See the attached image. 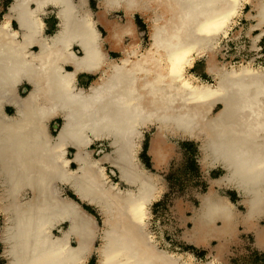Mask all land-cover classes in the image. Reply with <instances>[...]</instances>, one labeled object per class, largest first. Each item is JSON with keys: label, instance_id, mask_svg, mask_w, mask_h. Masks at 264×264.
<instances>
[{"label": "bare ground", "instance_id": "1", "mask_svg": "<svg viewBox=\"0 0 264 264\" xmlns=\"http://www.w3.org/2000/svg\"><path fill=\"white\" fill-rule=\"evenodd\" d=\"M87 1L14 0L0 24V212L7 263L88 264L96 257L95 264H197L191 253L160 248L149 228L151 207L166 191L162 177L138 159L144 130L152 127L149 154L156 168L167 161L168 137L176 136L201 141L203 168L225 170L199 195L185 233L199 247L219 243L217 255L198 264H221L238 226L264 248V72L221 70L210 57L215 84L186 74L195 54L214 51L241 0H99L98 13ZM48 5L59 23L52 37L41 36L40 11ZM253 8L252 29L264 34V0ZM115 12L125 21L109 17ZM136 14L151 37L143 51ZM12 19L18 32L10 29ZM81 73L95 77L87 88L78 85ZM22 81L30 86L26 96L17 92ZM55 119L61 121L57 130L50 126ZM105 140L111 151L94 158L93 145ZM105 163L127 188L111 180ZM61 184L97 208L102 226L63 194ZM221 185L241 194L245 212L218 191Z\"/></svg>", "mask_w": 264, "mask_h": 264}, {"label": "rangeland", "instance_id": "2", "mask_svg": "<svg viewBox=\"0 0 264 264\" xmlns=\"http://www.w3.org/2000/svg\"><path fill=\"white\" fill-rule=\"evenodd\" d=\"M6 1L0 0V23L8 11ZM256 1L258 0H241L239 2L237 12L229 26L218 35L214 51L210 55L198 56L195 54L193 66L186 69L188 77H196L200 81L215 84L214 76L207 69L210 57L214 58L216 65L221 70L251 66L264 72V34H262V29L260 28L252 29L254 25H257V21L254 18L256 10L253 8V2ZM91 7L94 13H98L100 10L99 0H91ZM52 11V8L47 10L48 14L45 21L50 22L49 25L53 26V30H56L54 28L56 18ZM111 16L118 18L122 22L125 21L122 12L112 13ZM135 24L137 35L141 42L138 48L143 51L151 43L149 27L145 18L140 14L135 15ZM98 28L102 35L105 36L106 32L104 29L100 25H98ZM110 54L113 57L119 58L120 56V54L114 52H110ZM83 76L89 77L88 75ZM90 77L94 76L91 75ZM82 86L86 87L87 84L85 83ZM221 108V105L216 106L212 110V115H215ZM10 111L12 113L13 109L10 108ZM153 133V127L144 130L138 158L148 170L162 177L166 191L159 201L155 202L151 207L152 216L149 228L160 248L175 253H191L197 264L210 261L217 255L218 241H212L210 247H199L187 242L185 233L192 226L190 217L200 204L199 195L206 193L211 187V180L222 176L225 170L219 165L216 168H203L200 161L203 157L201 141L189 137L176 136L168 137L170 145L167 161L161 168H156L153 158L149 154L150 138ZM91 150L93 151V157L99 159L104 155L101 150L111 151V147L109 146V141L105 140L103 142H95ZM72 153L73 149H70V157H72ZM103 165L111 180L120 183L123 189L127 188V185L119 180L118 175L111 173L112 165L107 163ZM61 189L64 195L73 198L85 210L93 214L102 226V216L97 208L81 202L67 185L61 184ZM218 191L226 195L241 213L245 212V207L241 204L242 196L240 193L224 185L218 187ZM4 224L5 218L0 212V259L4 264H8L7 258L3 256L4 243L1 241ZM259 224L264 227V218L260 219ZM64 227L66 226L63 225L61 228ZM221 259V264H264V248L258 249L255 246V237L252 231L238 226L235 236L229 240L228 247H225ZM95 263L96 257L91 258L89 264Z\"/></svg>", "mask_w": 264, "mask_h": 264}, {"label": "flooded vegetation", "instance_id": "3", "mask_svg": "<svg viewBox=\"0 0 264 264\" xmlns=\"http://www.w3.org/2000/svg\"><path fill=\"white\" fill-rule=\"evenodd\" d=\"M6 3H7V10L9 11L10 10V8H11V6L13 5V3H14V0H7L6 1ZM87 5H88V7L92 10V7H91V0H88L87 1ZM50 8H52L53 9V11H52V14H54L55 15V18H56V23H55V26H54V28H56V30L54 29L53 30V26H50L49 25V23L50 22H46L45 20H46V16H47V10L48 9H50ZM8 11L6 12V13H8ZM5 13V14H6ZM112 14V13H111ZM111 14H110V17H112L111 16ZM5 16V15H4ZM40 16H41V18H42V21H43V23H44V26H43V29H42V32H41V36H45V37H52V36H54L56 33H57V31H58V19H57V11H56V8L55 7H53V6H51V5H48V6H44V8L42 7V10L40 11ZM3 19H4V17H3ZM117 20H119L118 18H116ZM3 21V20H2ZM2 23V22H1ZM0 23V24H1ZM10 29L12 30V31H19L20 30V27H19V25H18V23H17V21L15 20V19H12L11 20V22H10ZM99 29V28H98ZM100 31V30H99ZM100 33H101V31H100ZM101 35H102V33H101ZM103 36V35H102ZM16 39L17 40H19L20 39V37H19V35H17L16 36ZM127 41V40H126ZM103 49L104 50H106V51H108V48H107V46H104L103 45ZM72 50H73V52L74 53H76V54H78V55H80L81 54V50H80V48L76 45V44H73L72 45ZM31 51H34V52H38L39 51V48L36 46V45H32L31 46ZM109 55H111L110 53H109ZM113 57V56H112ZM67 70H71V67L70 66H66L65 67ZM83 75H88L89 77H84ZM92 74H89V73H81V74H79L77 77H78V84H82V85H85V83L87 84V86L86 87H88L89 86V84L93 81V79L95 78V77H90ZM92 76H94V75H92ZM81 85V86H82ZM83 87H85V86H83ZM30 91V86L28 85V83H26L25 81H22V83L18 86V88H17V92L21 95V96H26L27 95V93ZM10 108H12L13 109V112L11 113V111H10ZM5 111H6V113L8 114V115H13L14 113H15V110H14V108L13 107H11L10 105L8 106H6L5 107ZM60 125H61V121L59 120V119H55V120H53L52 122H51V127L53 128V129H58L59 127H60Z\"/></svg>", "mask_w": 264, "mask_h": 264}, {"label": "crops", "instance_id": "4", "mask_svg": "<svg viewBox=\"0 0 264 264\" xmlns=\"http://www.w3.org/2000/svg\"><path fill=\"white\" fill-rule=\"evenodd\" d=\"M111 14V13H110ZM110 17V16H109ZM112 18H114V17H112ZM102 36V35H101ZM102 37H104V36H102ZM105 46V45H104ZM102 48H103V46H102ZM108 48V47H107ZM104 50V49H103ZM104 51H106V50H104ZM110 52H112V51H110V49L108 48V51H107V53L109 54ZM111 56V55H110ZM112 57V56H111ZM117 58V57H116ZM78 79V78H77ZM79 85V87H83V86H81L80 84H78ZM84 88H87V87H84ZM139 159V158H138ZM140 161V160H139ZM239 193V192H238ZM87 204V203H86ZM89 205V204H88ZM91 261V259L89 260V262ZM89 264V263H88Z\"/></svg>", "mask_w": 264, "mask_h": 264}, {"label": "trees", "instance_id": "5", "mask_svg": "<svg viewBox=\"0 0 264 264\" xmlns=\"http://www.w3.org/2000/svg\"><path fill=\"white\" fill-rule=\"evenodd\" d=\"M1 251V250H0ZM0 264H4V262L0 259Z\"/></svg>", "mask_w": 264, "mask_h": 264}, {"label": "water", "instance_id": "6", "mask_svg": "<svg viewBox=\"0 0 264 264\" xmlns=\"http://www.w3.org/2000/svg\"><path fill=\"white\" fill-rule=\"evenodd\" d=\"M1 241H2V240H1ZM3 256H6L4 250H3Z\"/></svg>", "mask_w": 264, "mask_h": 264}]
</instances>
